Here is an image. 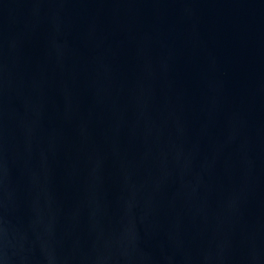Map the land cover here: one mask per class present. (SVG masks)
<instances>
[{
    "label": "water",
    "instance_id": "obj_1",
    "mask_svg": "<svg viewBox=\"0 0 264 264\" xmlns=\"http://www.w3.org/2000/svg\"><path fill=\"white\" fill-rule=\"evenodd\" d=\"M0 264H264V0H0Z\"/></svg>",
    "mask_w": 264,
    "mask_h": 264
}]
</instances>
